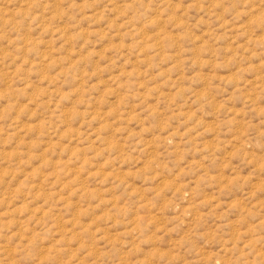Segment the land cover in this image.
Here are the masks:
<instances>
[{
  "label": "rangeland",
  "instance_id": "374dc122",
  "mask_svg": "<svg viewBox=\"0 0 264 264\" xmlns=\"http://www.w3.org/2000/svg\"><path fill=\"white\" fill-rule=\"evenodd\" d=\"M0 264H264V0H0Z\"/></svg>",
  "mask_w": 264,
  "mask_h": 264
}]
</instances>
